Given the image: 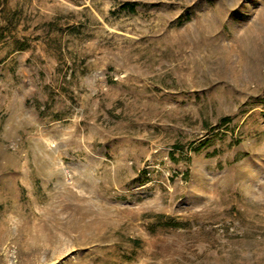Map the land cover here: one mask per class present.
Here are the masks:
<instances>
[{
	"label": "rangeland",
	"instance_id": "obj_1",
	"mask_svg": "<svg viewBox=\"0 0 264 264\" xmlns=\"http://www.w3.org/2000/svg\"><path fill=\"white\" fill-rule=\"evenodd\" d=\"M15 12L0 264H264V0Z\"/></svg>",
	"mask_w": 264,
	"mask_h": 264
},
{
	"label": "trees",
	"instance_id": "obj_2",
	"mask_svg": "<svg viewBox=\"0 0 264 264\" xmlns=\"http://www.w3.org/2000/svg\"><path fill=\"white\" fill-rule=\"evenodd\" d=\"M127 7L134 9V8H133V7H134L133 4H128ZM16 13H17V12H15V13L13 14V16H12L11 18L8 19L9 22H8V24H7L6 26H1V27H0V40L2 39V37H4L3 35H4L5 31L8 30V29H10L9 27H11V26L13 25V19H14Z\"/></svg>",
	"mask_w": 264,
	"mask_h": 264
}]
</instances>
